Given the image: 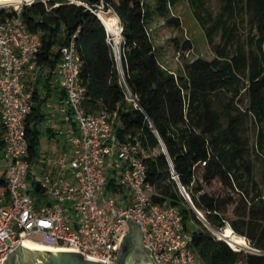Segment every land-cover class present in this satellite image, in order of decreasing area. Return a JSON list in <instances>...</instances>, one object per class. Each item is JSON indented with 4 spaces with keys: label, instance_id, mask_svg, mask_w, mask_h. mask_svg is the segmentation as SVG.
<instances>
[{
    "label": "trees",
    "instance_id": "trees-1",
    "mask_svg": "<svg viewBox=\"0 0 264 264\" xmlns=\"http://www.w3.org/2000/svg\"><path fill=\"white\" fill-rule=\"evenodd\" d=\"M9 1L0 0V7L13 6ZM181 1L190 4L215 56L187 62L184 73L177 75L161 65L148 22L154 11L167 16ZM220 1L215 11L208 0H156L154 9L146 0H35L23 5L22 18L30 31L41 34L38 64L51 75L62 61L61 47L75 39L87 111L117 110L120 139L137 137L156 152L146 159L154 199L178 206L187 229L191 221L200 225L192 230V246L201 264H264V192L243 133L252 119L259 127L257 147L264 157V0ZM7 13L0 8V15ZM111 32L123 36V74L139 106L127 98L109 42ZM184 47L193 48L190 41ZM41 82L35 84L27 120L32 159L40 153L39 125L46 117ZM171 163L206 220L218 229L229 223L260 252L236 250L213 234L182 195ZM215 181L226 191L207 190ZM109 189L118 187L111 182Z\"/></svg>",
    "mask_w": 264,
    "mask_h": 264
},
{
    "label": "built area",
    "instance_id": "built-area-1",
    "mask_svg": "<svg viewBox=\"0 0 264 264\" xmlns=\"http://www.w3.org/2000/svg\"><path fill=\"white\" fill-rule=\"evenodd\" d=\"M22 8L0 15V170L6 173L0 178V264L26 241L66 247L115 264L130 217L141 227L156 264H201L180 208L154 199L146 159L156 152L137 137L120 139L117 110L87 111L74 38L61 47L62 61L56 69L65 93L60 110L67 137L63 147L48 160L41 158L42 168L37 167L29 149L27 120L42 68L38 55L43 42L39 32L28 29ZM109 42L115 49L111 36ZM121 74L128 100L139 106ZM111 182L117 191L109 189ZM178 185L186 189L179 180Z\"/></svg>",
    "mask_w": 264,
    "mask_h": 264
},
{
    "label": "rangeland",
    "instance_id": "rangeland-1",
    "mask_svg": "<svg viewBox=\"0 0 264 264\" xmlns=\"http://www.w3.org/2000/svg\"><path fill=\"white\" fill-rule=\"evenodd\" d=\"M146 1L150 8H155L156 0ZM27 3L28 0L22 3L19 7L9 6L0 8H5L7 10H16ZM208 5L213 10L218 11L220 10L222 3L220 0H208ZM153 13V17L148 22V27L156 47L158 58L164 68L177 75H180L184 73V66L187 62L193 61L198 57L212 59L215 56L209 44V40L204 28L201 26V24L195 17L194 12L187 1H181L176 6H173L167 16L160 15L156 11H154ZM173 18H179V23L177 21H171ZM110 36L113 39V43L115 46L114 51H116V58L118 61L122 62L123 36L121 40L116 39V41L114 40L112 35ZM217 40H219V35L217 36ZM187 41H190L192 43L193 48L191 50H187L184 47ZM243 97L245 98V102L242 105L245 108L247 98L245 95ZM129 102L135 103L131 100H129ZM65 125L66 124H64V126ZM49 126L50 123L47 122H42L39 125V129L41 131V133L39 134L40 153L36 157V163L39 169L42 168V164L40 165L38 163L39 160L41 158L48 160L55 151L63 147L64 141L67 137L66 134L59 133L57 136L59 142L57 143V140L55 142L51 141L48 136ZM243 133L244 136L249 139L250 156L255 164L256 180L259 182L260 188L264 192V157L259 153L257 147L259 138V127L253 122L252 119L249 118L243 128ZM47 164L48 166H50L51 163L48 162ZM3 174L4 177H6V173H4L3 170H0V178ZM207 190L218 192L226 191L219 181H215L212 186L207 187ZM200 212L204 215V212ZM198 217L205 225L207 224L204 219H202L200 216ZM189 224L191 227V231L195 228H200V225L196 222L191 221L189 222ZM227 226L231 227L229 223L225 227ZM224 228H216V230L222 232ZM210 230L213 232V234L222 237L221 234L216 233L215 230ZM225 239L227 240V238ZM246 240L248 241L249 245L239 247L237 249L244 250L246 252H254L252 249L248 248L249 246H252L250 240L247 238Z\"/></svg>",
    "mask_w": 264,
    "mask_h": 264
},
{
    "label": "water",
    "instance_id": "water-1",
    "mask_svg": "<svg viewBox=\"0 0 264 264\" xmlns=\"http://www.w3.org/2000/svg\"><path fill=\"white\" fill-rule=\"evenodd\" d=\"M27 1V0H26ZM76 1V0H73ZM99 15V14H98ZM119 69L123 73V64L118 61ZM162 141V140H161ZM163 150L168 154L166 145L162 141ZM182 184V183H181ZM182 195L188 200L192 208L196 211L210 229L216 230L204 217V215L195 207L193 201L186 191L180 190ZM130 229L120 240V249L115 264H156L152 255V248L145 245L143 233L138 222L130 217L128 220ZM254 252H260L256 248L249 246ZM2 264H104L103 262L86 258L81 252L73 250L44 249L34 248L19 244V246L10 252Z\"/></svg>",
    "mask_w": 264,
    "mask_h": 264
},
{
    "label": "crops",
    "instance_id": "crops-1",
    "mask_svg": "<svg viewBox=\"0 0 264 264\" xmlns=\"http://www.w3.org/2000/svg\"><path fill=\"white\" fill-rule=\"evenodd\" d=\"M40 78H42V82L40 83L39 92L42 97H46V102L42 107V111L46 116L43 122L50 123L48 136L51 141L55 142L57 140L58 143L59 139H57V136L64 130V122L60 107L62 101L65 99V94L59 87L56 70L51 75L48 68L42 67L40 70L39 79ZM48 79H50V81H48ZM47 83L49 84L47 85ZM34 87L35 85L33 86V91Z\"/></svg>",
    "mask_w": 264,
    "mask_h": 264
},
{
    "label": "bare ground",
    "instance_id": "bare-ground-1",
    "mask_svg": "<svg viewBox=\"0 0 264 264\" xmlns=\"http://www.w3.org/2000/svg\"><path fill=\"white\" fill-rule=\"evenodd\" d=\"M26 0H10L9 2L14 6V7H19L22 3H24ZM111 35L113 36L114 40L116 41V39H120L122 38V34L119 33H112ZM221 229V228H220ZM216 233L221 234L222 237L227 238V240H229L232 244V246H234L235 248H239V247H243V246H248V241L246 240V238L244 236H241L239 234H237L234 229L230 226H227L223 229L222 232H219L217 230H215ZM25 246H29V247H34V248H44V249H59V250H68V248L66 247H56L53 245H48V244H44V243H40V242H34V241H26L24 243Z\"/></svg>",
    "mask_w": 264,
    "mask_h": 264
},
{
    "label": "clouds",
    "instance_id": "clouds-1",
    "mask_svg": "<svg viewBox=\"0 0 264 264\" xmlns=\"http://www.w3.org/2000/svg\"><path fill=\"white\" fill-rule=\"evenodd\" d=\"M31 2V0H29V3Z\"/></svg>",
    "mask_w": 264,
    "mask_h": 264
}]
</instances>
